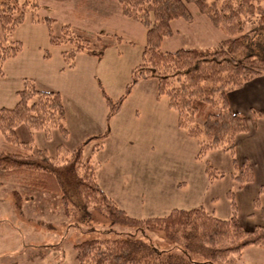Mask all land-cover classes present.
<instances>
[{
    "label": "trees",
    "instance_id": "trees-1",
    "mask_svg": "<svg viewBox=\"0 0 264 264\" xmlns=\"http://www.w3.org/2000/svg\"><path fill=\"white\" fill-rule=\"evenodd\" d=\"M189 2H193L200 13L228 38L214 48L162 51L164 38L172 35V22L192 20ZM118 3L123 16L146 28V46L141 63L133 70L132 82L118 101H113L99 83L109 109L107 122L120 112L140 81L154 79L158 98H168L169 108L177 114L178 127L198 141V159L203 160L211 150L227 152L235 168L232 176L239 186L253 182V165L249 161L239 164L236 157V138L249 131V119L231 109L227 96L231 90L264 74V55L253 54L247 43L254 36L264 35V0H118ZM29 14L33 24L44 23L51 27L54 21L31 13L27 2L0 0V26L6 41L0 42V77L5 76V62L16 58L22 51L20 41L9 40ZM248 24L251 29L246 32ZM112 39L123 40L121 37ZM102 40L99 38V43L95 44L100 48H95L81 35L73 36L68 27L61 37L50 33L52 45L71 46L70 50L62 52L70 69L74 68L75 58L81 53L102 59L104 51L110 47L109 40ZM18 96L15 107L0 109V135L17 146L14 152L0 154V167L5 170L7 178L14 183L19 181L28 189L57 196L69 219H73L77 211L90 215L95 210L104 214L112 225L161 231L164 238L175 245V250L164 251L131 235L86 238L76 245L79 264H236L232 256L241 257L248 247L264 248V227L253 230L243 227L233 191L228 193L232 209V216L228 219L215 217L204 207L175 209L163 217H131L101 189L98 165L92 156H85L88 143H98L93 147V154L103 147L109 128L72 152L59 148L57 155L52 157L34 141H21L16 130L25 125L31 133L42 131L50 138L52 131L57 129L67 139L69 130L61 93L41 91L35 81L25 80ZM258 117L255 114L254 120ZM206 164L211 180L224 176L211 164ZM261 193L264 194V186ZM14 195L20 206L21 193L15 190ZM255 206H260L259 199L255 200Z\"/></svg>",
    "mask_w": 264,
    "mask_h": 264
},
{
    "label": "rangeland",
    "instance_id": "rangeland-1",
    "mask_svg": "<svg viewBox=\"0 0 264 264\" xmlns=\"http://www.w3.org/2000/svg\"><path fill=\"white\" fill-rule=\"evenodd\" d=\"M19 2L21 4L27 2L30 12H34L37 17H49L54 21L49 27L44 23L33 24L30 14L26 16L25 22L17 27L9 40L20 41L22 51L16 59L5 63L8 75L21 76L20 81L24 84L25 80L41 81L45 75L57 72L58 65L64 62L62 52L70 50L71 46L52 45L50 33L55 37H61L64 29L68 27L73 36L81 35L91 41L92 47L99 43V38L109 40L110 47L104 51L102 59H98L99 63L96 66L87 65L85 70L78 73L54 75L53 80L65 91H69L72 98L80 99L93 111L95 109L97 114L102 108L106 110V103L104 105L102 97L99 99L101 94L99 83L115 102L125 94L127 86L133 80V70L142 61L147 30L143 25L122 15L118 0H19ZM188 7L193 16L192 20L177 19L172 22V35L164 38L162 51L214 48L228 38V35L215 27L206 15L200 13L193 2H189ZM250 29L251 24H248L245 31L248 32ZM112 37L115 39L121 37L123 40L121 42L111 40ZM0 42H6L1 26ZM247 43L250 46L249 51L253 54L264 55V35L254 36ZM81 65L85 68L84 64ZM11 87L16 89V82H13ZM156 95V80L140 81L125 100L121 113L116 120L114 119V123L109 121V127L112 129L115 126L114 129L119 134L126 135L127 143H134V148L128 150L127 156L125 153L128 160L146 158L150 150L159 161L157 172L165 173L168 167L165 163L177 149L171 143L164 145L163 140L158 145H152L157 144V137L153 133L145 132L144 127L139 131V124H146L145 119L141 121L140 118L137 122V113L139 109L142 111V107L145 109L144 118L155 112L156 106L151 105V99L155 100ZM163 100L168 102L166 96ZM173 113L176 117V112ZM23 126L18 136L21 141L29 139V129ZM39 134L41 133L35 132L37 140H41ZM119 139L117 135L116 141ZM116 146L117 143L114 144V147ZM16 149L17 146L8 143L5 137L0 135V154L14 152ZM91 154L92 145L88 147L85 155ZM196 162L203 166L207 165L206 162L211 163L224 174V177L215 180L216 183L208 194L209 196L216 194L219 197L216 212L224 216L230 204L227 203L226 193L237 188V181L231 174L234 170L231 156L221 150H213L203 161L199 159ZM4 172L5 170L0 167V264H79L76 245L83 239L113 238L118 235L142 238L164 251L175 250V245L167 241L161 231L150 229L141 231L132 226L112 225L104 214L95 210L90 215L81 210L77 211L74 218L69 219L59 205L57 196L28 189L19 181L14 183ZM15 190L22 196L20 206L16 203ZM87 232L90 234L87 235ZM231 258H235L236 264H264V248L250 247L241 257Z\"/></svg>",
    "mask_w": 264,
    "mask_h": 264
},
{
    "label": "crops",
    "instance_id": "crops-1",
    "mask_svg": "<svg viewBox=\"0 0 264 264\" xmlns=\"http://www.w3.org/2000/svg\"><path fill=\"white\" fill-rule=\"evenodd\" d=\"M98 61L96 57L81 53L75 58L74 68H68L63 62L58 65L57 72L45 75L41 81H35L37 89L41 91L61 93L66 109L69 137L64 139L60 131L55 129L50 138L42 131H35L41 133L39 134L41 140H37L35 132L29 131V139L24 141H34L40 149L46 150L50 156L55 157L59 148L72 152L89 138L102 135L109 128V134L104 140L103 147L93 154V147L98 143L90 142L85 147V154L88 147L92 145L90 156L98 165L97 176L101 189L131 217L136 219L163 217L175 209L191 210L204 207L215 217L228 219L232 216L228 193L233 191L238 217L243 227L247 230L264 227V194L261 193V188L264 186V74L251 79L240 88L231 90L227 96L231 109L236 113L245 114L249 119V131L236 138V157L239 164L249 161L253 165L254 180L243 187L237 183L236 189L227 191V203L230 204H228L226 214L220 216L215 208L218 206L219 197L216 194L208 195L216 179L209 178L206 165L203 166L196 162L199 161L198 141L190 138L185 130L178 127V118L169 108V102L163 100L165 96L158 98L157 93L156 99H151V105L156 106L155 112L144 118L145 109L142 107V111L139 109L137 113V122L140 118L141 121L144 119L146 121L144 125L139 124V131H142L144 127L145 132L153 133L157 137V144L152 143V145H158L163 140L164 145L171 143L177 149L176 153L165 163L168 165L167 171L158 173L156 169L158 158L154 157L150 150L146 158L139 157L134 161L126 158L128 150L131 151L134 148V143H127L126 135L119 134L114 129L115 126L110 129L107 122L109 112L107 104L106 110L102 108L97 114L93 106L94 111L80 99L72 98L69 91H65L58 82L53 80L54 75L78 73L85 70L87 65L96 66ZM81 64H84L85 68H82ZM4 71L5 76L0 77V109L15 107L19 101L18 92L24 88V84L20 81L21 76L8 75L5 66ZM92 80L95 83L94 77ZM13 82L17 84L16 89L11 87ZM99 97V99L102 97L105 105L106 101L102 93ZM120 113L115 115L111 121H115ZM255 114L259 116L257 120H254ZM23 127V125L17 127L18 136ZM117 135L120 137L119 141H116ZM115 143H117L116 147H114ZM138 148L140 149V145ZM234 171L235 168L232 173ZM257 199H259V207L255 206Z\"/></svg>",
    "mask_w": 264,
    "mask_h": 264
}]
</instances>
